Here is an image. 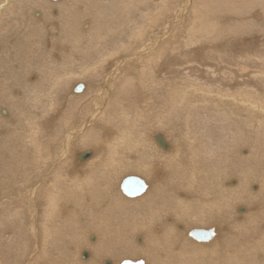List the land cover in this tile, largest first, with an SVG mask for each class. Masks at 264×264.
Here are the masks:
<instances>
[{"label": "bare ground", "instance_id": "6f19581e", "mask_svg": "<svg viewBox=\"0 0 264 264\" xmlns=\"http://www.w3.org/2000/svg\"><path fill=\"white\" fill-rule=\"evenodd\" d=\"M7 10L0 264H264V51L227 53L263 48L264 0H0V34ZM195 61L211 85L166 80Z\"/></svg>", "mask_w": 264, "mask_h": 264}, {"label": "rangeland", "instance_id": "374dc122", "mask_svg": "<svg viewBox=\"0 0 264 264\" xmlns=\"http://www.w3.org/2000/svg\"><path fill=\"white\" fill-rule=\"evenodd\" d=\"M170 1H173V0H170ZM174 1H175V0H174ZM176 2L178 3V1H176ZM176 2L173 3L174 6H173L172 4H166V5H168V7H169V5H170V6L172 5V8H171V7H169V8H170V9H173V7H174V9L176 8V10H177V8H178V9L180 8V5H177ZM101 4H103V3H101ZM184 5H185V4H184ZM14 6H15V5H14ZM106 6L108 7L109 5L107 4ZM178 6H179V7H178ZM22 8H23V7H22ZM38 8H40V6L35 7V9H38ZM5 9H6V8H4L3 10H5ZM16 9H17V8H16ZM40 9H41V8H40ZM17 10H18V9H17ZM172 11H173V10H172ZM174 11H175V10H174ZM48 12H49V10H48ZM3 13H4L3 21H4L5 23H2V24L6 25V26H9V27H6L7 29H8V28H9V29H8V32H7V33H6V31H2V33L0 34V42H1V41L3 42V40H4L6 37L12 39V38L15 36L14 34L16 33V30H18V29L20 28V26H22V20H21V18H19L20 15H18V14H19L18 11H17V13L15 14V16L17 15L16 18H15V16H11V17H10L8 10L5 11V12H3ZM5 15H6V16H5ZM57 15H58V14H57ZM53 16L56 17V15H55V14H52V12H51V14L49 15V17H53ZM6 17H7V18H6ZM12 17H13V19H12ZM9 18H10V19H9ZM86 18H87V17L81 19V24L86 20ZM8 19H9V20H8ZM82 20H83V21H82ZM9 21H10V22H9ZM11 21H12V22H11ZM85 23H86V22H85ZM9 24H10V25H9ZM15 24H18V25H15ZM12 26H13L14 28H12ZM163 28H164V26H163ZM3 34H5V35H3ZM2 38H3V39H2ZM53 38H54V37H53ZM232 40H233V38H232ZM2 42H1V43H2ZM238 42H239V41H235V42H234V43H235V44H234V50L229 51V50L233 49V45H232L230 48H228V50L226 49V50L228 51L227 53H231V54H230L231 57H232V56H236V57L241 58V55L245 54V55H243V56L245 57L247 54H249V55H247L245 58H253V57H252L253 55L258 56L257 54H253L254 52H258L259 49H263L262 51H264V46H263V48H262V46H260V47L258 46V47H257L256 45H253V46H250V47L244 48V51L242 50V51L238 52V49H241V46H240V45L238 46V44H240V43H238ZM259 43H260V42H259ZM8 44H9V45H8ZM10 45H11L10 43H7V46H10ZM19 46H20V45H19ZM24 46H25V45H24ZM255 46H256V48H255ZM22 47H23V45L20 46V48H22ZM253 47H254V48H253ZM43 49H44V48H43ZM46 49H47V48H46ZM226 50H225V49H222V52H223V51L225 52ZM246 50H247V52H245ZM244 52H245V53H244ZM248 52H249V53H248ZM236 53H237V54H236ZM239 53H241V54L239 55ZM251 53H252V54H251ZM225 55H226L227 57H230V55H229V54H224V55L222 56V59L225 61V63H226L227 65H230L231 67H232V65H233L234 68H235L236 65H237V67L235 68V70H239V69H241V67L243 66L241 63H240V65H239V64H236V63L230 62V61L228 60V58H227ZM212 56H214V55H211L209 58H217L216 55H215L214 57H212ZM224 57H226V58H224ZM236 57H234V59H235ZM254 57H255V56H254ZM179 60H180V59H179ZM209 60H210V59H209ZM196 61H197V60H196ZM196 61L193 63V65L190 64L191 66H189V67L191 68V70H190V68H188V65H187V66H185L186 69L183 68V70H181V72H180L179 70H178L177 72H174V73H173L172 70H169V71L166 70V71H164L163 74L166 75V80H168V77H169V75H168L167 73L171 74V76L173 75L172 78L169 77V80L171 79L172 81H176V79H177V81H179V79H180L179 76H181V79H180V80L184 81V79H185L186 77H188V78H189V77L193 78V74H194V75L197 74V73H195V72H199V73H198V75H197L198 78L195 76V77H194L195 79L193 78L194 80L199 79V80H201V82H203V80L206 81V78H207L206 76H209V78H208V80H209V79H210V74H211V72L209 73V70H208V69H204L205 72H207L209 75H207L206 73L203 74V75H205V77H206V78H205V77L203 76V77L205 78V79H203V77H202V73L200 74V72L203 71V73H204V70H203V68H201V67L199 68V66L196 67L197 65L195 66ZM210 61H211V60H210ZM240 62L243 63V61H240ZM244 62H247V61H244ZM232 63H233V64H232ZM235 64H236V65H235ZM246 64H247L248 66H251V65H252V64L250 65V63H249V64L246 63ZM76 65H78V64H76ZM241 65H242V66H241ZM78 66H79V65H78ZM79 67H80V66H79ZM194 67H196L197 70H199V69H200V70L197 71V70H195ZM41 70H42V68H41ZM80 70H81V69H79V71H80ZM105 70H106V68H105ZM105 70L101 71L100 74H98V75L96 76V78H97V79L100 78V77L102 76V74L105 73ZM184 70H186V72H187V71L189 72V73H188L189 76L187 75V73L184 75V73H183V72H185ZM192 70H194V71H193L194 73L192 72ZM190 71L192 72L191 75H190ZM19 72H20V70H19ZM165 72H166V73H165ZM218 72H219V71H218ZM218 72H217V73H218ZM233 72H234V70H233V71H229V73L227 72L228 74H226V75H224V76H222V75H221V76L218 75V76H220V77L216 76L217 82H221V83H219L218 85L220 86V84H222V85L224 84L223 81H222V80H223L222 77L225 78V80L230 81V79H231V80L233 79L232 77H234V76H240V75H241V73H240V74L238 73L239 75H238V74L234 75ZM176 73H177L178 75H176ZM181 73H182V74H181ZM199 74L201 75L202 78H200V75H199ZM227 75H228V78H227ZM167 76H168V77H167ZM174 76H175V77H174ZM212 76H213V75H212ZM230 76H231V77H230ZM213 77L215 78V76H213ZM229 77H230V78H229ZM66 78H68V79H66V82H65L66 84L64 83L63 85H61V88L64 87L65 85H66L65 87H68V84H73V83L75 84V82H76V84H77L78 81H75V82H74V80L77 79V78H79V77H75L74 80H73V77L71 78V77L66 76ZM174 78H175V79H174ZM191 78H189V79L186 78V80L190 81ZM218 78H220L221 81H218V80H219ZM193 79H192V80H193ZM202 79H203V80H202ZM244 79L246 80V78H244ZM244 79H242V80H244ZM164 80H165V77H164ZM192 80H191V81H192ZM194 80H193V81H194ZM199 80H198V81H199ZM208 80H207V81H208ZM225 80H224V82H225ZM245 80H244V81H245ZM244 81H243L241 84H243ZM79 82H83V81H81V80L79 79ZM164 82H165V83H169L168 81H167V82L164 81ZM170 82H171V81H170ZM196 83H200V82H196ZM204 83H205V82H203V83H201V84L207 86V83H208V84L211 85V84H212V80H211V83H210L209 81H208L206 84H204ZM225 83H228V82H225ZM235 83H236V82H235ZM246 83H247V82L245 81V83H244L243 85L240 84V85H241V86L239 85L240 88L242 89V86H243V88H247V84H246ZM83 84H84V83H83ZM230 84H231V82H230ZM245 84H246V85H245ZM244 85H245L246 87H245ZM251 85H253V84H251ZM15 86H16V85L14 84V85H13V87H14L13 89H14V90H15V88H16ZM71 86H72V85H71ZM84 86H85V84H84ZM206 86H205V87H206ZM249 86H250V85H249ZM236 88H237V86H236ZM83 89H85V87H84ZM86 97H87V96H86ZM86 97H85V99H86ZM83 99H84V98H83ZM6 104H9V103L7 102ZM210 107H211V108H210ZM209 108H210V110H211V111H210L211 114H210V113H209V114L212 115V113L214 112L215 109H214V107L211 106V105H209ZM212 109H213V110H212ZM14 110L17 111L15 108H14ZM14 110L12 111V114L15 112ZM13 115H15V114H13ZM234 118H235L234 121H233V122H235L234 124H235V125H238V123H239L238 118L235 117V116H234ZM212 123H213V122H212ZM212 123H210L211 126L214 125V123H213V124H212ZM65 127H66V126H65ZM65 127L63 126V130H64V129L66 130ZM246 130H247V129H246ZM22 134H23V133H21V135H22ZM0 136H1V135H0ZM9 136L11 137V135H9ZM9 136H8V137H9ZM22 136H24V135H22ZM30 136L32 137L33 135L31 134ZM1 137H3V135H2ZM14 137H15V136H14ZM14 137L12 136L13 140L16 141V142H14V141H13V142H14V144L19 145L18 150L23 149V145H24V144H23V142H22V140H21V138H20L21 136L19 135V138H17V139H16V137H15V138H14ZM22 138H23V137H22ZM54 138H55V137H54ZM15 139H16V140H15ZM19 139H20V140H19ZM17 140L19 141V144H18V141H17ZM9 142H10V143H13L11 140H10ZM20 144H21V145H20ZM21 146H22V147H21ZM77 147H79V145H78ZM18 150H17V151H18ZM21 152H22V151H21ZM1 154H2V153H1ZM3 156H4V154L1 155L0 160H1V158H4ZM79 156H80V159H84V158H82V153H80ZM6 157H7V155H6ZM19 158H21V156H19ZM2 160H3V161H6V160H7V161H10L8 157H7L6 159L4 158V159H2ZM129 172H130V171H129ZM126 174H129V173H126ZM0 229H1V228H0ZM25 236H27V235H25ZM231 238H232V237H231ZM231 238H230V241L232 240ZM28 241H29V240H28ZM27 243H29V242H27ZM139 259H140V258H139ZM20 260H23V257H22L21 255H20ZM131 260H132V259H131Z\"/></svg>", "mask_w": 264, "mask_h": 264}, {"label": "water", "instance_id": "95a60500", "mask_svg": "<svg viewBox=\"0 0 264 264\" xmlns=\"http://www.w3.org/2000/svg\"><path fill=\"white\" fill-rule=\"evenodd\" d=\"M84 87L83 83H78L76 89L82 90ZM83 157L87 158V154H84ZM121 187L128 196H136L146 190L147 184L142 177L138 175H129L124 178Z\"/></svg>", "mask_w": 264, "mask_h": 264}, {"label": "snow or ice", "instance_id": "6c2138e0", "mask_svg": "<svg viewBox=\"0 0 264 264\" xmlns=\"http://www.w3.org/2000/svg\"><path fill=\"white\" fill-rule=\"evenodd\" d=\"M142 186V185H141Z\"/></svg>", "mask_w": 264, "mask_h": 264}]
</instances>
